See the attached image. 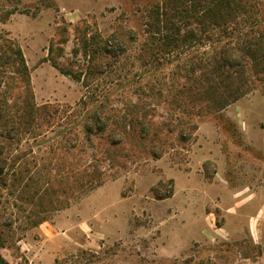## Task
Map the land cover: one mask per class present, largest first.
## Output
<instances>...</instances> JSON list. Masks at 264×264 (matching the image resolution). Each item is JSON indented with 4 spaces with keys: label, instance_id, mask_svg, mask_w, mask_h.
I'll list each match as a JSON object with an SVG mask.
<instances>
[{
    "label": "rangeland",
    "instance_id": "374dc122",
    "mask_svg": "<svg viewBox=\"0 0 264 264\" xmlns=\"http://www.w3.org/2000/svg\"><path fill=\"white\" fill-rule=\"evenodd\" d=\"M173 1L0 0V254L6 263L48 264L36 262L43 252H50L45 238L52 235L47 228L59 211L81 201L90 186L86 182L93 177L105 182L126 178L125 194L130 196L139 183L138 193L119 206L120 217L125 218L134 209L131 219H162L170 203L149 213L137 211L136 206L152 204L145 195L155 176L157 180L148 196L158 200L173 193L175 183L163 176L169 168L183 171L181 182L204 186L201 217L217 219L215 229L220 235L212 247L214 258L192 261L189 256L180 264L238 263L245 252H251L242 219H264V86L255 84L253 90L223 110L208 101L186 106L187 96L177 97L176 93L187 82L191 68L204 63L201 59L209 61L214 47L221 44L216 43L217 31L202 33L195 20L181 13V5L175 11L166 7ZM252 4L253 17L264 21V0H252ZM161 15L171 16L172 24L179 25L183 33L189 31L188 35L195 32L197 38L189 37L182 50L157 54L152 43L151 51L144 53L143 44L152 42V34L158 32L157 17ZM111 35L116 38L109 40L108 49L116 56L101 49L102 40ZM52 42L54 51L60 50L62 56L57 60L61 64L83 72V76L98 66L104 72L89 75L88 80L62 74L45 62ZM18 51L28 65V83L26 78L22 82V57ZM8 83L10 89L6 87ZM27 86V94L36 105H45L52 112L58 107L59 113L35 124L8 119L17 106L25 103ZM159 89L161 94H157ZM107 95L113 96L121 109L133 108L137 97H142L151 107L149 110L156 113L157 121L166 123L172 132L161 162L143 150H129V156L123 158L119 157L124 156L122 149L113 151L119 154L117 158L104 156L98 149L100 153L95 152L91 144L101 141V134L95 136L93 131L90 135L86 126H91L92 121L83 116ZM83 98L85 103L79 104ZM68 106L74 110L70 112ZM76 138L81 144L71 153H80L81 160L79 166L71 167L65 161L66 149ZM81 148H85L83 153ZM76 170L81 178L76 177ZM73 173L79 179L74 190L68 188ZM88 203L83 206L87 208ZM167 211L165 219L193 218L184 215L180 202ZM119 216L117 219H121ZM258 224H254L255 229ZM260 226L264 228V223ZM258 248L259 253L264 250V236ZM110 252L112 249H107V254L96 258L79 257V261L98 264L109 258Z\"/></svg>",
    "mask_w": 264,
    "mask_h": 264
},
{
    "label": "trees",
    "instance_id": "16d2710c",
    "mask_svg": "<svg viewBox=\"0 0 264 264\" xmlns=\"http://www.w3.org/2000/svg\"><path fill=\"white\" fill-rule=\"evenodd\" d=\"M180 5L182 6L181 13L195 20L197 25L200 26L202 33L208 31L215 33L217 31L218 41L216 43L221 44L214 47V53L209 58V61L201 59L204 63L191 68V75L186 76L187 82L176 93L177 97L180 94L187 96V98H184L186 106H197L201 102L208 101V104L214 102L220 108L219 110H223L228 104L253 90L255 84L260 83L264 86V21H258L256 17H253L254 5L252 0H174L172 3H166V7L170 6L173 11L178 9ZM239 16H242L240 21H236ZM242 20L246 22V25L241 24ZM157 21L158 23L155 27L158 32L152 34L151 43L145 42L143 44L145 49L142 51L144 53L151 51L149 46L152 43L155 44L154 47L157 54L171 53L177 49L182 50L184 49V43L189 37L194 39L198 36L193 31L189 35V31L183 33L179 25L171 23V16H158ZM188 24H190L189 21ZM113 38H116V36L111 35L108 39L102 40L103 46L101 49L108 55L116 56L115 52L113 53L108 49V42ZM223 39H226L225 42L220 43ZM56 49L58 51H54V42H52L48 48L49 52L45 57V61H49L64 75L77 80H81V77H84V80H88L89 75L102 74L104 72L103 68L98 66L95 67L94 71L88 69L83 76V72L61 64L57 57L62 55L58 53L60 51L59 48ZM18 54L22 57V82L25 83L26 78L28 83L30 80L28 65L24 56H22V52L18 51ZM205 62L208 64L207 66ZM246 67H248V70ZM6 87L10 89V83ZM28 92L29 86L25 88L23 94V97H26V101L17 106L16 112L11 113L10 107H7V112L13 116L8 119L14 118L15 123H20L24 120L27 124H35L39 119L45 120V116L51 117L52 114L59 113L60 109L58 107L52 112L45 105H36L31 94L30 96L28 95ZM157 94H161L160 89ZM222 95H225L228 100L224 101L223 97L220 98ZM103 98L100 104L96 105L87 114L88 116H83L90 118L92 121L91 126H86V130L90 135L93 131L96 132L93 134L95 136L101 134L102 140L97 141L95 145L91 144V147L102 151L104 156L113 157L119 155L113 151L122 149L124 156L119 155L121 158L128 157L129 150L134 149L135 151L143 150L154 159H159L164 155V149L168 141L167 137L172 131L166 127V123L157 121L156 113L149 110L151 107L147 106V102L142 97H137L131 109L119 108L115 100L112 99L113 96L109 97L107 95ZM85 100L86 98H83L79 104L85 103ZM181 106L180 103L179 107ZM68 108L70 112L74 110L72 106H68ZM123 114L127 117H124ZM103 141L106 142V145ZM88 142L92 143L93 141L91 142V139H88ZM80 144L79 139L76 138L69 142V148L66 149L68 155L65 157V161L71 167L74 165L79 166L81 160L79 156L81 154L71 152L75 151ZM84 149L81 148L82 153ZM98 150L95 152L100 153ZM74 176L75 173L71 177V186H68V188L71 187L73 190L75 187L74 183L79 180L78 178H81V176L78 177V173L76 174L77 179ZM104 182L103 178L97 179L93 177L88 179L86 184L90 186L82 195L88 194ZM5 264L8 263L5 262Z\"/></svg>",
    "mask_w": 264,
    "mask_h": 264
},
{
    "label": "crops",
    "instance_id": "0c3cea01",
    "mask_svg": "<svg viewBox=\"0 0 264 264\" xmlns=\"http://www.w3.org/2000/svg\"><path fill=\"white\" fill-rule=\"evenodd\" d=\"M162 160V157L157 159L159 162ZM183 175L179 169H165L163 176L171 178L175 186L170 196L158 200L147 195L157 180L155 176L145 195L152 204H145V207L140 203L136 210H148L149 213L155 207L170 203L166 208L168 210L172 206L177 207V202H180L184 215L192 219H165L169 214L167 210L162 219H131L134 209L128 211L125 218L120 217L119 206L138 193L139 183L135 193L130 196L125 194L127 179L117 177L104 182L84 195L80 202L56 214V219L47 228L53 237L45 238L50 252H43L36 262L82 264L79 257L83 259L89 255L96 258L97 255L107 254V249L113 252L98 264H180L189 256L192 261L205 257L211 260L215 257L212 247H215L220 236L215 229L217 219H202L200 202L204 186L201 183L181 182ZM99 200H103L102 203L94 206ZM88 201L86 208L83 205ZM118 216L121 219H117ZM242 220L245 236L251 241V252H245L242 262L233 260L225 264H264V250L260 253L257 251H261L258 247L264 236V228L260 223H264V219ZM255 223H259L256 229Z\"/></svg>",
    "mask_w": 264,
    "mask_h": 264
},
{
    "label": "water",
    "instance_id": "95a60500",
    "mask_svg": "<svg viewBox=\"0 0 264 264\" xmlns=\"http://www.w3.org/2000/svg\"><path fill=\"white\" fill-rule=\"evenodd\" d=\"M0 264H5V261L3 260L1 254H0Z\"/></svg>",
    "mask_w": 264,
    "mask_h": 264
}]
</instances>
